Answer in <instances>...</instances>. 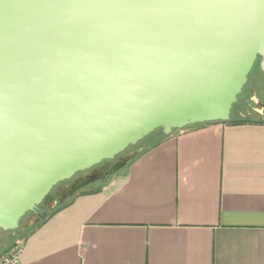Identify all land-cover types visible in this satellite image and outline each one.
<instances>
[{"label": "water", "instance_id": "obj_1", "mask_svg": "<svg viewBox=\"0 0 264 264\" xmlns=\"http://www.w3.org/2000/svg\"><path fill=\"white\" fill-rule=\"evenodd\" d=\"M257 59L264 0H0V231L155 131L228 122Z\"/></svg>", "mask_w": 264, "mask_h": 264}, {"label": "crops", "instance_id": "obj_2", "mask_svg": "<svg viewBox=\"0 0 264 264\" xmlns=\"http://www.w3.org/2000/svg\"><path fill=\"white\" fill-rule=\"evenodd\" d=\"M22 239L20 264H264V123L175 131Z\"/></svg>", "mask_w": 264, "mask_h": 264}, {"label": "rangeland", "instance_id": "obj_3", "mask_svg": "<svg viewBox=\"0 0 264 264\" xmlns=\"http://www.w3.org/2000/svg\"><path fill=\"white\" fill-rule=\"evenodd\" d=\"M258 73H260L259 60L253 66L250 74L248 75L247 82H246L245 86L243 87V90H242L241 94L237 98L238 102H241L242 100H244V99L248 98L249 96H251L250 95L251 94V90L255 86V82H257L259 80V77H257ZM259 94L264 95V80H263L262 88H261ZM157 141H158V137L153 136V137L147 139L146 141L141 142L136 147L129 148L126 152H124L123 154H121L118 157H116L114 161H112V162H104L101 165L95 167L94 168L95 169V174L103 175V174L109 172L111 167H112V165L115 164L116 162H118L119 158L123 157L125 154H128V153H130L133 150H138L140 148H143V152H144V151L150 149L153 145H155V143ZM91 171L88 174H91L92 173ZM83 174L84 173H81L78 176H82ZM76 177L77 176L73 177L71 180H69L67 182H72V181L74 182ZM104 177L102 178V180L104 179ZM67 182H63V183L58 184L51 191V193L47 196V198L44 200L42 205L39 206V209L44 211V212H48L47 211L48 206L59 197V194L61 192V190H60L61 187H63V184H65ZM91 186H93V184H89V185L83 187L81 190L87 189V188H89ZM79 191H77V192H79ZM70 198L71 197H68L67 199H65L63 201V204L67 203ZM35 219H36V217H35V215L33 213H28L27 215H25L21 219V221L19 223V227L14 232L15 235L13 237L10 236V232H2V231H0V250H2V249L4 250L7 247L10 248L13 245V243L15 242V240L22 238L26 234V232L29 230L30 224L32 222H34Z\"/></svg>", "mask_w": 264, "mask_h": 264}, {"label": "flooded vegetation", "instance_id": "obj_4", "mask_svg": "<svg viewBox=\"0 0 264 264\" xmlns=\"http://www.w3.org/2000/svg\"><path fill=\"white\" fill-rule=\"evenodd\" d=\"M258 60L260 62V59H257V61ZM257 77H259V80L255 82V86L253 85L254 87L251 90V96L242 100L241 102H238L237 100V102L233 105L231 110V116L233 118L242 119L249 122H264V95L259 94L264 80V73L260 70V73L257 74ZM91 172V174H95V169H92ZM73 183L74 182L72 181L63 184V187L60 189L61 192L59 196L64 194L67 195L72 189Z\"/></svg>", "mask_w": 264, "mask_h": 264}, {"label": "trees", "instance_id": "obj_5", "mask_svg": "<svg viewBox=\"0 0 264 264\" xmlns=\"http://www.w3.org/2000/svg\"><path fill=\"white\" fill-rule=\"evenodd\" d=\"M226 123H264V122H249V121H245V120H242V119H237V118H233L232 116H230V119H229V121L228 122H226ZM199 126H201V125H198V126H194V127H199ZM194 127H190V128H194ZM186 129H189V128H186ZM153 136H156V137H158V141L155 143V145H153L152 147H154V146H156V145H158L159 143H161V142H163L164 140H166L169 136H166V135H164L160 130L159 131H155L152 135H150L149 137H147L146 139H144V141H146L147 139H149V138H151V137H153ZM151 147V148H152ZM134 159H136V158H134ZM133 159V160H134ZM133 160H131L128 164H130ZM127 164V165H128ZM126 165V166H127ZM124 169V168H123ZM121 171V170H120ZM120 171H118V172H120ZM118 172H116V173H118ZM116 173H113V174H111V175H114V174H116ZM111 175H107L106 177H104V179L103 180H101V181H98V182H95V183H93V185L94 184H97V183H100V182H103L104 180H106L107 178H109ZM76 194H74L69 200H72L73 199V197L75 196ZM68 200V201H69ZM68 204V202L67 203H65V204H62V205H60V206H58L56 209H54L53 211H50V212H48L47 213V215L42 219V220H40L38 223H36L33 227H30L29 228V230L28 231H31V230H33L35 227H37V226H39L40 224H42V223H44L50 216H52L53 214H55L56 212H58L60 209H62L63 207H65L66 205ZM11 248V247H10ZM9 248V249H10Z\"/></svg>", "mask_w": 264, "mask_h": 264}, {"label": "built area", "instance_id": "obj_6", "mask_svg": "<svg viewBox=\"0 0 264 264\" xmlns=\"http://www.w3.org/2000/svg\"><path fill=\"white\" fill-rule=\"evenodd\" d=\"M24 252V240L22 238L17 239L6 253L0 255V264H20Z\"/></svg>", "mask_w": 264, "mask_h": 264}]
</instances>
